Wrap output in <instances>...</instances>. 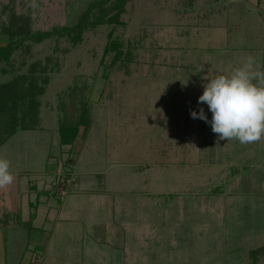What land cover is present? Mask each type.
I'll use <instances>...</instances> for the list:
<instances>
[{
	"label": "rangeland",
	"instance_id": "obj_1",
	"mask_svg": "<svg viewBox=\"0 0 264 264\" xmlns=\"http://www.w3.org/2000/svg\"><path fill=\"white\" fill-rule=\"evenodd\" d=\"M99 1L0 0V46L19 45L0 62V84H13L0 100V158L55 203L85 182L89 196L70 211L109 222L106 242L125 252L87 264H264V139L219 140L191 117L202 107L211 120L203 85L243 64L246 52L235 57L228 44L244 40L219 43L213 0H130L122 25L58 33ZM236 27L228 37L242 34ZM59 172L76 178L63 200L52 194Z\"/></svg>",
	"mask_w": 264,
	"mask_h": 264
},
{
	"label": "crops",
	"instance_id": "obj_2",
	"mask_svg": "<svg viewBox=\"0 0 264 264\" xmlns=\"http://www.w3.org/2000/svg\"><path fill=\"white\" fill-rule=\"evenodd\" d=\"M213 8L212 32L215 28L219 43H229L231 39L234 41L237 38L238 42L244 40V44H228L232 48L231 54L237 57L240 52H246V58H258L255 54L260 51L264 66V0H213ZM236 16L239 19L234 24ZM229 19L231 26L228 25ZM236 26L242 34L239 37L237 34L233 38L228 37V30L233 31L237 29ZM255 43L259 45H253ZM213 50L212 54L215 52ZM241 57L240 63L244 60L243 55ZM45 130L37 131L43 132L40 134L43 138H48ZM59 139L58 134L54 136L56 143H59ZM10 171L14 175L13 183L0 188V251L4 258L1 264H27L31 257L40 255L43 257L41 264H64L66 258L78 256L81 258L80 264H87L84 258L124 255L121 248H114L106 242L110 233L109 222H88L70 211L72 206L75 207L79 202L83 204L81 199L89 196V190L84 187L85 182H80L78 193L68 200V204L62 201L55 203L41 188L24 184L28 179L24 177L23 170ZM73 198L78 200L74 201Z\"/></svg>",
	"mask_w": 264,
	"mask_h": 264
},
{
	"label": "clouds",
	"instance_id": "obj_3",
	"mask_svg": "<svg viewBox=\"0 0 264 264\" xmlns=\"http://www.w3.org/2000/svg\"><path fill=\"white\" fill-rule=\"evenodd\" d=\"M27 6L39 7L36 0ZM206 79L198 103L208 106L211 120L208 121L202 107L199 112L191 111V117L209 122L219 140L249 144L264 139V71L259 70L255 57L248 56L228 74ZM13 181L10 162L0 158V188L10 186Z\"/></svg>",
	"mask_w": 264,
	"mask_h": 264
},
{
	"label": "trees",
	"instance_id": "obj_4",
	"mask_svg": "<svg viewBox=\"0 0 264 264\" xmlns=\"http://www.w3.org/2000/svg\"><path fill=\"white\" fill-rule=\"evenodd\" d=\"M129 1L130 0H100L99 2L92 3L89 8L82 14L79 23L75 27L63 28L62 30H59L58 33H73L80 36L91 26H99L104 24L122 25L120 16L125 12V7ZM52 35V32L46 31L40 32L38 34H33L29 36L28 39L32 40L34 43H40L44 39L50 38ZM18 47L19 45L14 42H10L5 46H0V62H9L14 53L18 50ZM12 85L13 84L11 83L0 84V100H7V98L11 94ZM21 129L29 130L33 128L23 127ZM17 132L18 131L16 128L13 129L9 134L10 138ZM63 143L69 144V142H67L66 140H64ZM252 253L254 255L255 253H257V251H253Z\"/></svg>",
	"mask_w": 264,
	"mask_h": 264
},
{
	"label": "built area",
	"instance_id": "obj_5",
	"mask_svg": "<svg viewBox=\"0 0 264 264\" xmlns=\"http://www.w3.org/2000/svg\"><path fill=\"white\" fill-rule=\"evenodd\" d=\"M75 180L76 178L73 174L68 177L64 173L59 172L56 179L54 180V186L56 188L54 189L53 187L52 194L63 200L68 196L69 191L72 189V184Z\"/></svg>",
	"mask_w": 264,
	"mask_h": 264
}]
</instances>
